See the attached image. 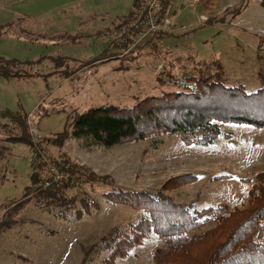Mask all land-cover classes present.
<instances>
[{"label":"rangeland","instance_id":"374dc122","mask_svg":"<svg viewBox=\"0 0 264 264\" xmlns=\"http://www.w3.org/2000/svg\"><path fill=\"white\" fill-rule=\"evenodd\" d=\"M133 1L0 0V29L21 26L15 32L0 30V56L24 62L32 74L0 77V115L5 109L29 114L33 139L53 140L46 152L75 169L70 183L77 186L68 188L67 198L83 210L84 201L93 202L82 218L68 219L56 215L59 208H41L45 202L38 198L22 200L35 173L29 164L33 150L0 142V264H157L154 254L162 239L155 234L126 255L112 257L113 231L126 232L141 214L106 200L104 193L114 186L157 191L174 177L193 174L192 182L165 194L199 210L224 204L248 208L250 178L264 173V127L259 125L223 122L222 135L207 146L186 144L179 134L109 148L57 136L89 109L131 107L147 96L179 91L178 81L218 74V65L224 69V87L240 85L247 92L264 87V0H199L193 6V0H175V25L145 38L126 35ZM201 15L208 19L201 23ZM202 98L200 103L217 106L222 118L249 111L240 104L245 98L223 87L207 90ZM199 246L189 250L200 254Z\"/></svg>","mask_w":264,"mask_h":264},{"label":"trees","instance_id":"16d2710c","mask_svg":"<svg viewBox=\"0 0 264 264\" xmlns=\"http://www.w3.org/2000/svg\"><path fill=\"white\" fill-rule=\"evenodd\" d=\"M174 1L164 3L160 19L171 16ZM23 65L24 62L17 59L0 56V77L32 76ZM218 68L221 69L218 74L206 78L185 76L178 81L181 90L163 96H147L131 107L106 105L89 109L72 119L69 129L57 136L61 141L68 138L82 140L85 147L109 148L129 140L141 141L152 136L179 134L186 144L207 146L222 135L223 122H248L264 127V115L259 116L264 109V87L254 92H247L240 85L227 87L225 83L224 87V69L222 65H218ZM219 87L243 98L245 93L246 100L240 104L249 111H232L231 117L222 118L217 106H203L200 102L204 92ZM0 119L1 143H23L33 151H46L47 145L53 141L33 139L29 114L22 111L2 110ZM54 163L61 171L75 170L64 160H54ZM196 178L193 174H182L170 179L169 184H164L157 191H132L114 186L105 192L107 201L127 204L141 211L137 223H131L126 232L113 231V241L108 246L112 249V257L126 255L144 237L155 234L162 239L154 254L157 264H178L179 260L184 262L188 258L192 264H264V173L259 172L250 178L253 182L249 191L250 202L248 208L242 210L227 204L199 210L190 204L178 203L165 194L166 190L177 189ZM75 186L68 181L44 188L37 174L33 173L32 183L26 187L22 200L32 199L33 196L45 202L44 206L40 205L41 208L48 211L59 208V212H56L59 217L71 219L69 216L75 214V219H80L85 209L88 212L91 210L93 202L84 201V210L76 206L75 199L67 198L68 188ZM71 207H76V211L69 210ZM207 225L213 227L206 232L196 233ZM198 245L204 251L191 253L189 249Z\"/></svg>","mask_w":264,"mask_h":264},{"label":"built area","instance_id":"2783aa9c","mask_svg":"<svg viewBox=\"0 0 264 264\" xmlns=\"http://www.w3.org/2000/svg\"><path fill=\"white\" fill-rule=\"evenodd\" d=\"M171 0H137L133 6V20L126 35L138 38L153 36L159 32H168L174 25L172 16L160 19V13L164 8V3ZM199 0H193L191 5H196ZM205 15H201L200 22L207 20ZM32 167L40 179L44 188L53 185H61L72 179L71 172L61 171L56 167L54 159L44 150H34L29 158Z\"/></svg>","mask_w":264,"mask_h":264},{"label":"crops","instance_id":"0c3cea01","mask_svg":"<svg viewBox=\"0 0 264 264\" xmlns=\"http://www.w3.org/2000/svg\"><path fill=\"white\" fill-rule=\"evenodd\" d=\"M135 2H136V0H134L133 3L131 4V8H132V6L134 5ZM131 8H130L129 13L131 12ZM128 15H129V14H128ZM19 21H20V20H19ZM12 26H13V25H11V26L9 25L8 27H6L7 29H3V32H5L6 30H7V31H12V30H13V31L15 32L16 29H20V28H21V26H19V23H18V25H17L16 27H15V26L12 27ZM1 138H2V136H0V139H1ZM10 144H12V143L7 142V143H5V144H3V145L10 146ZM28 149H29V152L32 150V149L30 148V146H29ZM0 159H1V157H0ZM0 165H1V164H0Z\"/></svg>","mask_w":264,"mask_h":264}]
</instances>
